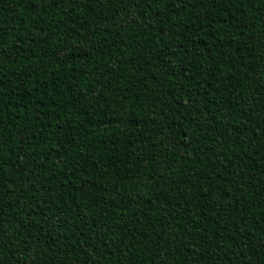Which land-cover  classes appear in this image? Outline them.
<instances>
[{
    "label": "trees",
    "instance_id": "trees-1",
    "mask_svg": "<svg viewBox=\"0 0 264 264\" xmlns=\"http://www.w3.org/2000/svg\"><path fill=\"white\" fill-rule=\"evenodd\" d=\"M0 264H264V0H0Z\"/></svg>",
    "mask_w": 264,
    "mask_h": 264
}]
</instances>
